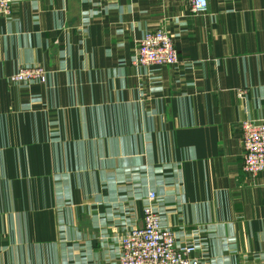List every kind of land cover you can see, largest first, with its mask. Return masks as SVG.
I'll list each match as a JSON object with an SVG mask.
<instances>
[{"label": "crops", "instance_id": "crops-1", "mask_svg": "<svg viewBox=\"0 0 264 264\" xmlns=\"http://www.w3.org/2000/svg\"><path fill=\"white\" fill-rule=\"evenodd\" d=\"M165 27L180 63L135 66ZM22 67L47 81L11 82ZM264 0H14L0 15V264H119L151 205L207 264L264 262ZM155 198L150 199L151 193Z\"/></svg>", "mask_w": 264, "mask_h": 264}, {"label": "built area", "instance_id": "built-area-1", "mask_svg": "<svg viewBox=\"0 0 264 264\" xmlns=\"http://www.w3.org/2000/svg\"><path fill=\"white\" fill-rule=\"evenodd\" d=\"M186 1L194 14H202L208 9V0ZM13 2L0 0V15H10ZM133 63L135 66L178 65L180 59L170 32L162 27L148 31L136 40ZM47 75L42 67H22L8 79L11 82L45 83ZM241 127L245 149L243 170L254 177L264 172V120H244ZM153 198L152 192L150 199ZM196 251L193 244H179L173 228L164 227L159 214L148 205L143 225L131 229L120 240L119 264H207L206 258L195 254Z\"/></svg>", "mask_w": 264, "mask_h": 264}]
</instances>
